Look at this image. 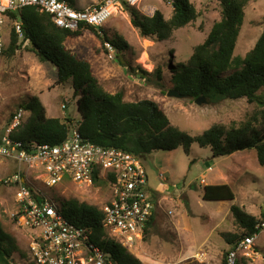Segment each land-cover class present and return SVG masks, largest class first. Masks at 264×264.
Masks as SVG:
<instances>
[{
  "label": "rangeland",
  "instance_id": "374dc122",
  "mask_svg": "<svg viewBox=\"0 0 264 264\" xmlns=\"http://www.w3.org/2000/svg\"><path fill=\"white\" fill-rule=\"evenodd\" d=\"M71 1L77 7H86L102 0ZM191 1L199 12L198 19L176 30L168 40L143 36L132 24L124 5L103 27L110 37L121 35L128 42L130 47L125 51L110 50L87 28L83 35L69 37L66 45L91 62L94 74L107 91H123L126 101L152 99L166 111L173 124L198 134L215 122L228 125L233 121H244L258 106L246 98L216 102L205 98L198 104L189 97L168 95L174 88L168 67L187 62L195 47L204 42L214 23L222 17L219 0ZM135 8L148 16L159 9L167 18L174 9L172 0H144ZM14 25L15 22L6 18L2 30L4 47L9 44ZM263 27L264 0H251L246 7L235 54L244 57L258 41ZM19 43L20 49L14 56H0V135L12 114L34 96L40 97L49 116L69 117L78 122L82 114L72 81L57 84V68L49 62H41L21 37ZM140 66L149 74L142 73ZM159 66L165 71L164 80H159L154 73ZM64 104L66 108H63ZM28 117L27 112L26 120ZM142 159L150 178V197L161 199L147 238L130 250L142 264H224L225 252L231 248L226 234L244 232V228L235 224L232 205L241 206L259 220L264 219V166L259 163L255 149L214 157L209 148L195 143L190 155L179 147L173 151H155ZM193 159L196 161L191 164ZM16 167L11 160L0 165V224L9 237L5 244L15 249V264H27L24 261L31 257L27 237L30 231L22 229L11 217L17 188L1 182ZM208 184L230 185L235 199L205 200L203 188ZM63 188L67 191L66 200L77 198L101 207L110 199L112 186L95 183L87 188L70 184ZM62 202L68 208L63 199ZM254 250L257 253L248 257L246 263L264 264V231L256 239Z\"/></svg>",
  "mask_w": 264,
  "mask_h": 264
},
{
  "label": "trees",
  "instance_id": "16d2710c",
  "mask_svg": "<svg viewBox=\"0 0 264 264\" xmlns=\"http://www.w3.org/2000/svg\"><path fill=\"white\" fill-rule=\"evenodd\" d=\"M72 2L71 0H68ZM222 17L215 22L208 36L198 44L187 62L168 67L172 74L174 88L196 101L204 97L211 102L223 99L246 98L258 106L246 120L231 124L213 123L202 133L192 134L173 124L160 104L152 99L126 101L123 91L111 93L105 89L94 74L92 64L69 49V37L81 36L87 28L105 44L110 42L122 53L130 47L121 36L110 37L103 26H88L77 31L58 26L51 14L37 6L8 11L13 22L19 21L22 32L11 29L8 46L3 48L6 57H12L22 42H28L41 62L53 64L58 71L57 84L72 81L75 95L79 96L78 106L82 114L75 122L73 118L51 117L39 96L22 104L29 113L16 137L25 142L60 144L76 123L83 136L92 142L120 147L145 157L155 151H173L182 147L186 154L192 153V146L198 143L209 148L214 157L229 156L238 151L255 149L259 163L264 166V27L254 47L244 56L236 55L241 29L245 22L246 7L251 0H219ZM73 3V2H72ZM173 13L170 18L157 9L152 16L142 14L134 6L125 5L131 15L132 24L145 37L168 40L176 30L195 22L199 12L191 0H172ZM142 73L148 71L140 66ZM159 80L165 79V71L157 67ZM15 114V113H14ZM12 114V115H14ZM196 160L193 159L191 164ZM205 200H234L235 192L228 184H208L203 188ZM66 215L74 222L92 226L96 243L110 252L117 264H142V260L127 247L113 239L103 227L102 210L99 206L71 198ZM235 224L244 232L227 233L231 246L248 234L259 232V220L237 204L231 207ZM152 216L144 239L152 229ZM9 237L0 224V264H15L11 249L5 244ZM228 251L225 252L224 262ZM242 258L239 264H247Z\"/></svg>",
  "mask_w": 264,
  "mask_h": 264
},
{
  "label": "built area",
  "instance_id": "2783aa9c",
  "mask_svg": "<svg viewBox=\"0 0 264 264\" xmlns=\"http://www.w3.org/2000/svg\"><path fill=\"white\" fill-rule=\"evenodd\" d=\"M143 2L102 0L77 7L68 0H0V56L8 11L37 6L51 14L58 26L77 31L103 26L124 5L139 7ZM15 27L22 32L19 21H15ZM105 44L114 51L110 42ZM26 115L27 110L20 108L0 135V165L7 160L17 165L15 171L1 179L3 184L17 188L11 217L22 229L30 231L27 237L31 257L25 263L117 264L111 253L96 243L92 226L76 223L66 215L62 199L66 201L67 191L63 187L110 184V199L100 207L101 223L113 239L132 251L144 240L157 204L150 197L149 176L142 157L120 147L92 142L83 136L78 124L60 144L22 141L16 132L26 122ZM257 228L259 232L248 234L231 246L224 264H239L242 258L257 253L254 244L264 231V219Z\"/></svg>",
  "mask_w": 264,
  "mask_h": 264
},
{
  "label": "water",
  "instance_id": "95a60500",
  "mask_svg": "<svg viewBox=\"0 0 264 264\" xmlns=\"http://www.w3.org/2000/svg\"><path fill=\"white\" fill-rule=\"evenodd\" d=\"M168 95L171 97H176V98H184L187 97L185 94H182L179 90L173 88L168 92ZM205 99L204 97H199L196 99V103L201 104L202 100Z\"/></svg>",
  "mask_w": 264,
  "mask_h": 264
},
{
  "label": "crops",
  "instance_id": "0c3cea01",
  "mask_svg": "<svg viewBox=\"0 0 264 264\" xmlns=\"http://www.w3.org/2000/svg\"><path fill=\"white\" fill-rule=\"evenodd\" d=\"M69 2H70V1H69ZM70 3H72V2H70ZM73 4H74V3H73ZM74 5H75V4H74ZM152 15H153V14H152ZM152 15H151V16H152ZM149 181H150V178H149ZM202 182L205 183V179H204V180L202 179ZM150 188H151V187H150ZM154 199H155V201L157 202L156 207L159 206V203L161 202V199L158 198L157 196H156ZM154 215H155V211H154ZM154 215H153V216H154ZM139 245H140V243L138 244V246H139ZM24 260H25V259H24ZM24 262H25V261H24Z\"/></svg>",
  "mask_w": 264,
  "mask_h": 264
}]
</instances>
